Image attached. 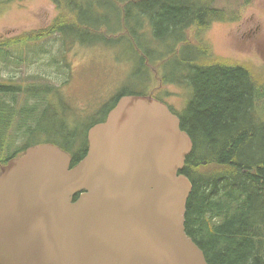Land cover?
<instances>
[{
  "label": "trees",
  "instance_id": "obj_1",
  "mask_svg": "<svg viewBox=\"0 0 264 264\" xmlns=\"http://www.w3.org/2000/svg\"><path fill=\"white\" fill-rule=\"evenodd\" d=\"M11 1L0 0V12ZM51 1L57 9L54 21L41 30L11 36L9 43L23 47L38 39L56 43L43 52L61 68V78L25 89L15 75L3 77L0 71V168L17 153L9 152L14 130L27 135L29 145L53 142L66 148L61 143L71 147L76 141L80 126L67 118L71 102L62 96L68 97L63 88L72 71L66 49L78 44L131 49L137 61L133 79L150 69L160 77L158 87L128 83L110 103H96L98 114L87 124L85 135L88 126L106 119L122 95L162 99L158 91L174 81L166 76L173 61L178 82L191 90L177 112L194 142L183 170L193 183L186 232L209 264H264V69L235 58L222 60L212 56L209 47L193 51L190 44V33L228 19L218 0ZM33 79L49 78L35 74ZM38 134L42 137L35 139ZM84 145L73 165L86 154L88 142Z\"/></svg>",
  "mask_w": 264,
  "mask_h": 264
},
{
  "label": "water",
  "instance_id": "obj_2",
  "mask_svg": "<svg viewBox=\"0 0 264 264\" xmlns=\"http://www.w3.org/2000/svg\"><path fill=\"white\" fill-rule=\"evenodd\" d=\"M88 137L74 168L52 143L3 167L0 264H209L185 228L194 142L179 116L123 95Z\"/></svg>",
  "mask_w": 264,
  "mask_h": 264
},
{
  "label": "rangeland",
  "instance_id": "obj_3",
  "mask_svg": "<svg viewBox=\"0 0 264 264\" xmlns=\"http://www.w3.org/2000/svg\"><path fill=\"white\" fill-rule=\"evenodd\" d=\"M9 3L4 5L0 12V71L3 77L15 75L16 80L25 89L61 78V68L51 61L50 54L43 52L56 47V43L43 39L33 41L29 47L9 43L11 36L30 30H41L45 25H50L57 16L56 5L51 0H12ZM217 4L223 7L226 15L229 14L228 19L213 22L204 30L190 33V44L194 46L203 42L204 48L211 49L212 56L222 60L235 58L237 61L255 64L259 69H264V0H218ZM65 54L67 61H71L72 74L70 73L69 82L63 88L68 97L62 96L71 102L67 118L78 121L79 132L92 120L89 113L94 105L109 100L117 91L130 86L128 83L132 86H144L148 83L154 87L161 84L159 74L157 76L152 69L141 76L131 78V72L137 65L131 49L78 44L66 49ZM6 56H16L23 60L17 64V74L9 67L12 64L15 68L19 59L14 58L12 63H7ZM9 59L11 60V57ZM169 65L173 66L174 62L171 61ZM138 73L141 74L139 70ZM35 74L46 75L49 79L34 80ZM164 74V71L160 72V75ZM143 86L137 88L141 89ZM165 89L168 93L165 92L162 96L166 101L177 110H182L191 95L189 87L172 82L168 83ZM30 102L32 103L31 100ZM81 110H85L83 115H79ZM48 125L49 120H46V126ZM41 137L42 135L38 134L35 139ZM80 138L82 139L83 135H80ZM9 140L10 151L24 146L26 142L24 136L15 130ZM76 141L78 143L79 138Z\"/></svg>",
  "mask_w": 264,
  "mask_h": 264
},
{
  "label": "bare ground",
  "instance_id": "obj_4",
  "mask_svg": "<svg viewBox=\"0 0 264 264\" xmlns=\"http://www.w3.org/2000/svg\"><path fill=\"white\" fill-rule=\"evenodd\" d=\"M53 143V142H52ZM31 145V144H30Z\"/></svg>",
  "mask_w": 264,
  "mask_h": 264
}]
</instances>
